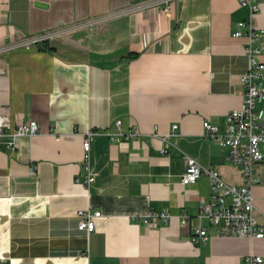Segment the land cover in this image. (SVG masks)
Wrapping results in <instances>:
<instances>
[{
  "label": "crops",
  "instance_id": "obj_1",
  "mask_svg": "<svg viewBox=\"0 0 264 264\" xmlns=\"http://www.w3.org/2000/svg\"><path fill=\"white\" fill-rule=\"evenodd\" d=\"M254 3L255 13L238 0H175L169 12L158 0H0V115L11 122L0 136V264L264 258V239L223 236L200 220L209 176L182 184L187 157L243 184L230 149L203 132L206 121L224 132L227 115L243 103L246 39L232 34L241 21L243 32L264 29V0ZM32 37L42 39L27 48ZM31 121L39 132L9 145L15 125ZM134 130L128 140L111 138ZM90 131L96 180L86 186ZM257 176L254 216L264 225ZM89 208L102 213L92 232L79 229L78 212ZM162 210L169 222H144ZM199 225L209 237L196 243Z\"/></svg>",
  "mask_w": 264,
  "mask_h": 264
},
{
  "label": "built area",
  "instance_id": "obj_2",
  "mask_svg": "<svg viewBox=\"0 0 264 264\" xmlns=\"http://www.w3.org/2000/svg\"><path fill=\"white\" fill-rule=\"evenodd\" d=\"M165 4V11L169 12L171 3L175 0H158ZM240 5L248 6L252 13L258 11L259 6L254 0H238ZM247 24L243 21L237 24L238 29L232 34L236 38H245V52L248 57V69L241 80L245 87L244 99L240 108L234 109L227 115L226 129L220 132L219 127L204 122L203 135L230 149L228 160L242 171L243 184H229L223 180L220 173L213 169L204 167L191 157H187L185 171L182 175V184H194L202 175H207L211 181V198L200 206L198 217L200 220L207 218L212 225L219 227L223 236H239L249 239H264V225L258 223L254 216L256 209L254 198V187L260 183L257 176V168L264 164V62L260 55L264 50V29H255L249 25L246 32L242 28ZM42 37H32L24 41V45L30 48L39 43ZM120 126V121L117 122ZM11 126L7 115H0V136L4 135L6 127ZM177 126H174V130ZM39 132L36 121L28 124L15 125L11 137L14 141L20 137L33 136ZM96 132L90 131L85 135L83 149L84 156L82 164L86 170L84 184L89 186L96 180L92 173L91 165V142ZM137 135L136 130L129 134L121 133L111 135L112 140L121 142ZM166 152V150H165ZM36 170L31 169L35 174ZM80 182V180L78 179ZM79 229L92 232L95 230V219L101 217L100 211L91 208L80 210ZM135 219V217H131ZM172 218L168 210L151 211L144 216L147 225H158L159 222H169ZM190 217L184 214L181 217L183 226L189 225ZM193 241L199 243L206 241L209 237L207 229L202 226L193 228ZM245 264H264V258L259 255H249L244 259Z\"/></svg>",
  "mask_w": 264,
  "mask_h": 264
},
{
  "label": "rangeland",
  "instance_id": "obj_3",
  "mask_svg": "<svg viewBox=\"0 0 264 264\" xmlns=\"http://www.w3.org/2000/svg\"><path fill=\"white\" fill-rule=\"evenodd\" d=\"M257 170L261 171V176L264 179V164L259 165V169Z\"/></svg>",
  "mask_w": 264,
  "mask_h": 264
},
{
  "label": "trees",
  "instance_id": "obj_4",
  "mask_svg": "<svg viewBox=\"0 0 264 264\" xmlns=\"http://www.w3.org/2000/svg\"><path fill=\"white\" fill-rule=\"evenodd\" d=\"M131 57H134L133 55Z\"/></svg>",
  "mask_w": 264,
  "mask_h": 264
}]
</instances>
